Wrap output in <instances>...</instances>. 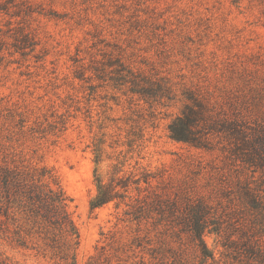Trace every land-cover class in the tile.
I'll return each mask as SVG.
<instances>
[{
    "label": "rangeland",
    "instance_id": "1",
    "mask_svg": "<svg viewBox=\"0 0 264 264\" xmlns=\"http://www.w3.org/2000/svg\"><path fill=\"white\" fill-rule=\"evenodd\" d=\"M194 102L206 107L205 149L170 137ZM234 120L249 138L264 127V0H0V160L53 171L80 231L78 264L109 243L102 233L115 236L104 264H203L187 234L154 231L143 251L119 222L124 204H90L97 177L119 170L133 198L179 211L205 200L227 229L250 176L231 156ZM224 239L205 237L206 264H232ZM0 253L55 263L4 241Z\"/></svg>",
    "mask_w": 264,
    "mask_h": 264
},
{
    "label": "trees",
    "instance_id": "2",
    "mask_svg": "<svg viewBox=\"0 0 264 264\" xmlns=\"http://www.w3.org/2000/svg\"><path fill=\"white\" fill-rule=\"evenodd\" d=\"M24 42H28L25 38ZM25 45V44H24ZM21 51L20 46H15ZM206 120V107L194 102L185 106L182 114L169 126L172 140L197 149H205L206 141L198 136V126ZM226 128L233 140L231 156L250 171L240 191L244 209L238 220L224 227L212 207L205 201L190 203L179 211L177 203L163 205L155 200L129 195L127 180L119 177V170L110 183L97 177V195L92 199L91 211L111 202L127 209L119 222L134 227L131 245L143 249L150 242L154 231H171L181 239L187 234L197 249L202 263L216 261L215 253L206 241L207 235L224 237L225 256L232 264H264V127L252 138L234 120ZM0 160V241L22 249L49 256L54 264H78L81 244L80 231L70 212V198L59 185L53 171L47 166H27L4 155ZM145 179V182H148ZM241 181V180H240ZM140 192V188H137ZM158 217L154 218L153 214ZM169 219H168V218ZM107 245L96 248L86 264L108 262L105 254L115 236L101 234ZM225 235V236H224ZM114 239V240H113ZM0 264H18L11 257L0 253Z\"/></svg>",
    "mask_w": 264,
    "mask_h": 264
}]
</instances>
